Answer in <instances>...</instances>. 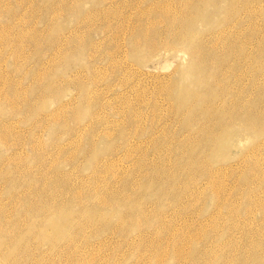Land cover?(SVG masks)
<instances>
[{"label": "rangeland", "instance_id": "obj_1", "mask_svg": "<svg viewBox=\"0 0 264 264\" xmlns=\"http://www.w3.org/2000/svg\"><path fill=\"white\" fill-rule=\"evenodd\" d=\"M263 113L264 0H0V264H264Z\"/></svg>", "mask_w": 264, "mask_h": 264}, {"label": "bare ground", "instance_id": "obj_2", "mask_svg": "<svg viewBox=\"0 0 264 264\" xmlns=\"http://www.w3.org/2000/svg\"><path fill=\"white\" fill-rule=\"evenodd\" d=\"M190 1H191V0H190ZM186 2H187V1H186ZM160 6H161V5H160ZM162 9H164V8H162ZM160 10H161V9H160ZM181 23H182V22H181ZM183 24H184V23H183ZM185 24H186V23H185ZM181 28H182V27H181ZM118 29H119V28H118ZM121 29H122V28H121ZM132 32H133V31H132ZM146 36H147V35H146ZM225 36H226V35H225ZM185 37H186V36H184V38H185ZM217 37H218V36H217ZM217 37H216V38H217ZM226 37H227V36H226ZM186 38H187V37H186ZM181 39H182V38H181ZM227 39H228V38H227ZM182 40H183V39H182ZM233 40H234V39H233ZM169 41H170V40H169ZM183 41H184V40H183ZM194 41H195V40H194ZM166 42H167V41H166ZM189 42H190V41H189ZM225 42H226V41H225ZM228 44H229V42H228ZM211 45H212V44H211ZM165 47H166V46H165ZM185 47H186V46H185ZM229 47H230V46H229ZM234 48H235V47H234ZM164 49H165V48H164ZM195 49H196V48H195ZM207 49H208V48H207ZM226 49H227V48H226ZM196 51H197V50H196ZM204 51H205V50H204ZM193 52H194V51H193ZM185 53H186V52H185ZM189 53H190V52H189ZM195 53H196V52H195ZM203 53H205V52H203ZM201 54H202V53H201ZM199 55H200V54H199ZM201 56H202V55H201ZM201 56H200V57H201ZM204 56H205V55H204ZM204 56H203V57H204ZM206 56H208V55L206 54ZM220 58H221V57H220ZM223 58H224V57H223ZM206 59H207V58H206ZM201 60H202V59H201ZM204 60H205V59H204ZM204 60H203V61H204ZM205 61H206V60H205ZM201 62H202V61H201ZM209 62H210V61H209ZM202 63H203V62H202ZM209 64H210V63H209ZM211 64H212V62H211ZM211 64H210V65H211ZM204 65H205V63H204ZM219 95H220V94H219ZM218 97H219V96H218ZM221 98H222V97H221ZM210 99H211V98H210ZM213 99H214V98H213ZM221 100H223V99H221ZM229 101H230V100H229ZM248 102H249V101H248ZM251 102H252V101H251ZM227 103H228V102H227ZM233 103H234V102H233ZM247 104H248V103H247ZM247 104H246V105H247ZM234 105H236V103H235ZM237 105H238V104H237ZM244 105H245V104H244ZM246 105H245V108H244L245 110H246L247 106H249V105H247V106H246ZM226 106H228V105H226ZM232 106H233V105H232ZM239 106H241V105H239ZM261 106H262V105H261ZM261 106H260V107H261ZM212 107H213V106H212ZM221 107H223V106H221ZM228 107H229V106H228ZM243 107H244V106H243ZM252 107H253V106H252ZM213 108H214V107H213ZM223 108H224V107H223ZM231 108H232V107H231ZM239 108H240V107H239ZM248 108H249V107H248ZM216 109H217V108H215V110H216ZM227 109H228V108H227ZM232 109H233V108H232ZM235 109H236V107H235ZM235 109H234V110H235ZM256 109H257V108H256ZM261 109H262V108H261ZM213 110H214V109H213ZM213 110H212V111H213ZM215 110H214V112H216ZM222 110L224 111V109L221 108V111H222ZM225 110H226V109H225ZM228 110H229V109H228ZM248 110H249V109H248ZM252 110H253V109H252ZM221 111H219V113H220ZM229 111H231V110H229ZM232 111H233V110H232ZM217 112H218V110H217ZM217 112H216V114H218ZM225 112H226V111H225ZM225 112H224V113H225ZM250 112H251V110H250ZM252 112H253V111H252ZM252 112H251V113H252ZM254 112H256V111H254ZM222 113H223V112H222ZM227 113H229V112H227ZM235 113H236V112H235ZM235 113H234V114H235ZM257 113H260V112L258 111ZM220 114H221V113H220ZM225 114H226V113H225ZM232 114H233V113L231 112V116H232ZM234 114H233V116H234ZM263 114H264V113H263ZM227 115L229 116L230 114H227ZM227 115H226V116H227ZM237 115H238V113H237ZM239 115H240V114H239ZM250 115H252V114H250ZM256 115H257V114H256ZM256 115H255V116H256ZM231 116H230V117H231ZM235 116H236V115H235ZM258 116H260V115H258ZM261 116H262V115H261ZM259 118H260V117H258L257 120H258ZM231 119H232V117H231ZM228 120H229V119H228ZM259 120H261V119H259ZM228 122H229V121H228ZM257 122H258V121H257ZM224 123H225V122H224ZM224 123H223V124H224ZM226 123H227V122H226ZM220 124L223 125L222 123H220ZM258 124H259V123H258ZM218 125H219V124H218ZM221 125H220V126H221ZM226 125H227V124H226ZM230 125H231V123H230ZM255 125H256V124H255ZM255 125H254V126H255ZM228 126H229V125H228ZM257 128H258V127H257ZM208 137H209V136H208ZM212 139H214V138H212ZM260 146H261V144H260ZM260 146H259V147H260ZM263 147H264V146H263ZM261 148H262V147H261ZM208 159H209V158H208ZM206 161H207V160H206Z\"/></svg>", "mask_w": 264, "mask_h": 264}]
</instances>
